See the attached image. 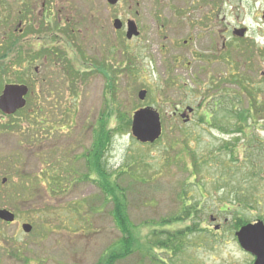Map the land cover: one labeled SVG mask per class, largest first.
Wrapping results in <instances>:
<instances>
[{"label":"rangeland","instance_id":"rangeland-1","mask_svg":"<svg viewBox=\"0 0 264 264\" xmlns=\"http://www.w3.org/2000/svg\"><path fill=\"white\" fill-rule=\"evenodd\" d=\"M63 4L72 26L83 20L79 36L72 40L62 36L63 43H56L65 45L69 57L81 47L93 62L103 63L109 48L118 50H110L112 75L98 69L105 78L76 65L87 76L70 79L77 92L69 90L72 121L67 135L78 129L85 133L84 146L75 151L86 157L93 148L94 130L101 129L95 123L101 116L105 120L100 127L104 124L109 139L101 168L119 187L116 192L125 196L132 245L126 254L127 235L112 216L114 201L105 196L102 178L87 166V157L73 164L67 157L75 170L70 166V178L63 172L65 186L59 183L49 195L50 188L38 179L57 154L48 145L33 151L28 138L8 129L0 134V162L5 157L7 163L19 164L20 219H30L32 231L16 238L7 235L8 240L0 243V264H110L112 254L122 257L111 264H246L249 258L236 246V224L239 219L264 223V1L119 0L110 6L106 0H63ZM161 17L170 19L163 29ZM115 18L122 21L121 30L114 31ZM127 19L140 30L132 41L125 39ZM241 27L247 29L245 35L235 38L232 30ZM224 41L228 65L214 62L208 66L214 76H208L204 57H217ZM59 67L53 63L47 68L56 72ZM221 71L229 72L216 74ZM17 77L6 70L0 83ZM141 89L146 90L143 100L138 98ZM29 106L28 102L21 114L31 115ZM145 106L161 116L162 135L151 144L138 142L130 123H120L117 117L123 112L129 120ZM187 106L193 108L189 121L172 115L175 108ZM238 110L245 119L239 120ZM1 115L0 128L13 120L17 127L26 126L22 116L3 120ZM71 154L66 156L71 159ZM60 158L52 160L57 163ZM82 179L74 185L73 180ZM176 215L182 220L163 225ZM215 225L218 231L213 230ZM187 227L197 230L186 231L175 252L152 247L165 231ZM14 243L22 247L17 257Z\"/></svg>","mask_w":264,"mask_h":264},{"label":"flooded vegetation","instance_id":"flooded-vegetation-1","mask_svg":"<svg viewBox=\"0 0 264 264\" xmlns=\"http://www.w3.org/2000/svg\"><path fill=\"white\" fill-rule=\"evenodd\" d=\"M118 2L119 0L116 4H118ZM107 4L110 6L116 5H111L108 2ZM166 5L170 8V5ZM63 6V0H0V78L6 74V70L10 72L13 70V73H16V76H18L13 82L7 81L3 84L0 83V97L6 85L17 84L25 85L27 87V92L24 95L25 105L23 108L16 110L10 115H7L0 110V113L2 114L1 118H3V120L6 119V117L18 120V118H21L22 116L23 118L20 120H24L26 126L23 128L22 126L17 127L16 125L18 121L15 120L8 125L2 123L0 134H4L6 130L10 129L12 132L14 131L21 136L28 138L31 146L35 149L33 151H43V149L49 148L54 150L57 155L61 156L57 163H54L52 159L57 158V155H53L51 161L41 169V172H45L46 174L40 177L38 181L46 184L48 189L50 188L48 191L49 195L52 194L51 192H56L55 190L60 185L59 183H63V187L65 186L62 177L67 173L70 178V166H72V170H75L76 166L68 165L66 162L68 160L67 157L69 158L68 162H71L72 164L73 162H78L87 157V166L97 172L96 169L100 165V160H97V154L100 153L98 149L101 146L99 130H94L95 136L93 148H91V151L86 154V157L84 155L85 152L81 153L75 151L78 150V146H84L83 140L85 133L80 132L78 129L77 131L79 133L74 132L71 134L68 133L67 135L69 122L72 121V117L69 118L71 115H69L68 111L69 90L73 93L77 92L75 82L71 83L70 79L73 80L79 77L84 80L87 73H81L77 70L79 67L88 72L91 70H96L97 72L98 69H102L103 67L111 74L112 69L110 65H113L112 53L117 50L115 47L109 48L108 55L103 63H100L98 60L93 62L87 57L81 47L78 48V54L76 53L75 56L69 57L68 53L64 51L65 45L58 47L56 43H63V41L60 40L62 36H65L68 40L76 38L75 35L79 36L82 32L83 20L77 19L76 23L78 26H72L74 24L70 20V16H64ZM162 18L163 17L160 18L159 23L161 29L165 28L170 21V19L165 20L163 18L165 24L161 25ZM115 19H112L111 22L114 31L121 30L123 28L122 21L120 20L121 27L115 28L113 26ZM129 20L133 21L127 19L125 22V39L132 41L139 37L140 30L135 21H133L136 25L138 34L131 36V38H127V22ZM57 32L58 34L55 35ZM231 33L233 35V32ZM195 34L194 37L196 38L197 36H195ZM234 37L237 38L236 36ZM221 48L217 57H214V55H207L204 57L202 66L205 68L204 72L208 76H214L213 71L208 68V66L213 65L214 62L222 63L225 66L228 65V57L225 53L226 41L223 42ZM111 49H113L112 52H110ZM177 60L179 62L180 58H177ZM224 62H226V64ZM53 63L54 65H60L56 72L47 68L49 64ZM76 65H79V67L76 68ZM228 72L229 71H221L216 72V74L226 76ZM98 73L101 75L99 71ZM70 74L72 78L69 77ZM262 76L264 75L262 74ZM213 78L214 77L211 78V82L213 81ZM221 78L223 77H219L218 79ZM70 84H72V86ZM28 102L30 103V110L28 112H30L31 115H27V113L21 114L28 105ZM183 111L184 110L175 108L172 115H178L181 118ZM16 114H20V117H17L18 115ZM187 117L188 116L186 115V120L188 119ZM102 121L101 116L99 122L95 123L99 124V129ZM70 153H72L71 159L69 156H66ZM4 158L0 162V210H6L11 213L13 215V220L5 221L0 219V243H5L4 241L8 240L7 235L9 238L11 236L16 238L21 236V232L28 236L32 231V221L30 219H20L21 215L19 210L22 197L20 184L22 182L21 175L16 174V168L19 164H12V166L11 163H7ZM68 168L69 171L67 170ZM8 169L9 171H7ZM59 172L62 173L60 176ZM27 182L29 181L27 180ZM31 182L32 181L30 180V183ZM73 182L74 185H76V183L80 184L83 183V179L79 181L73 180ZM94 182L96 184L97 180H94ZM211 216L210 220L214 222L215 218L211 219ZM24 224L31 226L29 232L23 231ZM213 230L218 231L219 225L213 226ZM236 246L238 247L239 252L249 258V261L246 264H252L255 260V256L242 249L239 244ZM21 249V244L16 245L14 243L15 257H17Z\"/></svg>","mask_w":264,"mask_h":264},{"label":"water","instance_id":"water-1","mask_svg":"<svg viewBox=\"0 0 264 264\" xmlns=\"http://www.w3.org/2000/svg\"><path fill=\"white\" fill-rule=\"evenodd\" d=\"M117 1L118 0H107L111 5L116 4ZM113 26L115 28H120V20L115 19ZM244 32L245 29H236L233 31V34L241 37ZM137 34L138 32L135 23L129 20L127 22V38H131V36ZM26 92L27 87L25 85H6L0 97V110L5 114L10 115L16 110L23 108L25 105L24 95ZM145 95L146 91L140 90L138 98L143 100ZM186 112H192V108L188 107ZM181 116L185 117L186 114L183 113ZM185 121L187 120L185 119ZM130 131L132 136L140 143H153L158 140L162 132V125L158 111L151 107H142L135 110L131 118ZM0 219L12 221L13 215L6 210H0ZM30 230V225H23L24 232H29ZM235 236L241 247L255 256V260L252 264H264V223L262 221H256L255 223H248L241 226L235 232Z\"/></svg>","mask_w":264,"mask_h":264},{"label":"trees","instance_id":"trees-1","mask_svg":"<svg viewBox=\"0 0 264 264\" xmlns=\"http://www.w3.org/2000/svg\"><path fill=\"white\" fill-rule=\"evenodd\" d=\"M243 112L241 110H238L236 112L237 117L239 118V120H243L246 118V116H244L242 114ZM118 120L120 123H126L128 124L130 122V120L126 119V115L123 112H118ZM105 123V120L103 121ZM102 122V123H103ZM102 127H100V148L98 149V151L100 152L99 154H97V160H100V165L99 167L96 169L97 173L100 175V177L102 178L101 181V189L103 190L105 196H108L109 198H112V200L114 201L115 204V208L113 209L112 212V216L113 219L116 221V225L119 228V230L123 233L127 235V239L125 238L123 244H124V249L126 247V254L128 252H130V247L132 245V240L133 238L131 237V232H130V224L127 218V215L125 213L126 210V201L124 199L125 196H123L121 193H117L116 189L118 190L119 187L117 186V184H115L114 182H112L111 180H107V174L104 172V169L101 168V158H102V153L105 149V147H107V143H108V130L105 129L104 124L101 125ZM100 158V159H98ZM187 216V215H186ZM182 220L181 216L176 215L175 217L162 221L163 225L164 224H168L172 221H179ZM161 223V224H162ZM244 223H242V220L239 219V221L237 222L236 226L237 228L242 225ZM191 230H197V228H193V227H187L185 230H179V231H175L174 233H169L168 231H165V233H163L165 236L163 239H158L159 241L157 242H151L152 243V247L153 246H157L158 249H165V250H170V251H176L178 250V248L180 247V245H182V242L180 241V238L183 236H186V231H191ZM122 254H112L109 258V263L111 264L112 262L115 261V259L117 258H121ZM162 264H166V263H162Z\"/></svg>","mask_w":264,"mask_h":264}]
</instances>
